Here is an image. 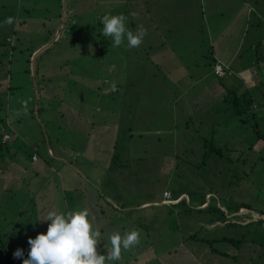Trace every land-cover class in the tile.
<instances>
[{
    "label": "rangeland",
    "instance_id": "374dc122",
    "mask_svg": "<svg viewBox=\"0 0 264 264\" xmlns=\"http://www.w3.org/2000/svg\"><path fill=\"white\" fill-rule=\"evenodd\" d=\"M71 1L70 19L63 23L61 37L56 39L53 31L48 32L60 13L56 0L37 5L38 8L48 6V12L38 9L32 12L27 0H0V9L6 4L9 14L17 4L27 8L19 12L20 18L26 19L22 23L18 18L14 21L20 43L16 36L10 37L8 42L14 45L16 40L18 44L13 50L6 48L0 52V77L4 83L0 87V135L3 133L4 137L3 141L0 138V146H3L0 148V177L3 178L0 182V186L3 185L0 188V236L8 243L11 258L10 261L2 259L0 264H23L30 251L28 239L47 232L50 221H41L49 211L100 210L98 199L94 206L80 201L85 191L88 195L98 194L97 189L100 187L102 191L104 184L115 192L111 196L119 205V209L110 207L103 193L99 197L105 211H122L125 206L133 210L135 217L142 210L138 204L160 199L168 189L171 197L172 192L174 196L187 194L183 198L193 208L209 191L214 192L217 200L228 198L232 199L231 203L239 202L240 208L229 213L227 222L246 224L264 218L260 214L264 209V141L255 137L252 118L248 124H241L232 105L223 102L220 97V93H224L223 84L218 75L210 74L209 59L204 56L212 57L215 51L216 57L236 70L245 67L243 72L247 77L252 78V71L256 72L253 77L259 81V86L252 87L251 92L264 102L260 94L264 90V58L259 63L255 60V56H264V0H166L164 4L162 1L154 4L150 14L157 27L167 36L179 35L175 40H188L187 47L178 49H182L191 69L201 72V82L199 80L194 87L184 78L176 109L169 97L147 98V94L152 98V94L163 90L150 86L149 91L142 87L139 85L143 83L141 76L136 73H131L129 84L116 87L114 78L120 75L110 69L123 59L121 53L127 48H116L113 55L106 46L111 38L105 36L98 44L97 33L102 31L101 18L105 14L135 12L136 22L142 14L143 2L138 5L132 0ZM119 1L124 2V6ZM42 18H47L48 24L43 25ZM140 20L149 33V25L153 24L149 14ZM5 25L3 27L13 28V23ZM5 34L6 30L0 29V40ZM39 46L48 48L41 51L35 62L34 54L28 61L31 52L28 49ZM194 57L198 58L199 67ZM120 69L124 70V65ZM123 75L125 78L126 74ZM232 81L241 87L243 80L234 77ZM204 82H209L208 91L202 85ZM214 84L218 86L212 88ZM8 86L12 89L8 90ZM166 92L172 95L175 90L166 88ZM257 106L262 115L264 103ZM211 109L214 114L210 117ZM175 112L178 117H174ZM204 119L208 121L202 125L200 121ZM127 126L131 129H126ZM259 128L264 132L263 125ZM6 133L10 139L6 140ZM130 133L134 136L130 137ZM215 134V138L209 137ZM206 138L222 148L221 161H216L219 156L215 152L205 158L203 142ZM35 150L37 159L33 158ZM58 154H65L69 160H58ZM108 165L113 168L108 175H118L119 181L111 184L105 178ZM245 204L251 209L244 207ZM155 205L144 206L147 214L141 217L142 226L137 229L141 233L139 245L150 237L152 251L160 252L163 247L177 243L178 237L190 238L186 231L189 223L193 221L200 226L206 221L193 210L184 214V225L176 226L174 215L167 216L158 210L168 211V206ZM90 218L93 221L91 215ZM124 219L115 218V227L121 234ZM213 227H217L216 232L208 233L203 228L196 235V243L204 251L198 257L192 255L196 264H246L252 253L253 262L264 264V254L260 255L257 245L248 246L253 233L246 232L245 227L227 226L225 222H216ZM249 228L261 231L258 223ZM261 233L253 238L262 237L260 242L264 244V233ZM224 235L242 239L246 244L239 250L232 242L213 240L209 245L203 242L204 238ZM192 242H187L185 247L178 245L167 253L166 264L173 263ZM135 247L123 252L127 254ZM17 249H23L22 258H14ZM159 258L161 262L162 256ZM151 261L150 264L158 262L157 258Z\"/></svg>",
    "mask_w": 264,
    "mask_h": 264
},
{
    "label": "crops",
    "instance_id": "0c3cea01",
    "mask_svg": "<svg viewBox=\"0 0 264 264\" xmlns=\"http://www.w3.org/2000/svg\"><path fill=\"white\" fill-rule=\"evenodd\" d=\"M27 3H30V10L32 12H34L33 10H37L38 11H42V12H48V9H50L48 6H42L40 8H38V4L43 2V1H48V0H27ZM57 4H59V10L60 13L58 15H56V23L54 25V27L52 29H49L48 32H50L52 34V31L57 35V38L61 37V29L62 27H64L63 23L66 21H69L70 17H69V12L71 11L73 8L71 7V0H56ZM163 2V4L166 2V0H132V3L135 4H140L141 2H143V7L142 10L144 11L142 17H144L146 15V13L149 14V20L154 24H150L149 25V33L147 32V35L145 36L147 42L150 41L151 43L154 44V48H153V53L148 56L152 59L153 63H151V61H149L148 63V68L147 70L145 68L146 62H141L139 60L133 59L132 57L129 55V52L126 50L124 53H121L123 55V59H120V62L113 67L116 72L119 73V75H122V77L124 76L123 74H126V77L121 80H119L118 82L122 83V86L124 84H129L130 83V74H138L141 76V81L143 83L139 84L142 87L145 86L149 91H150V86H154L156 87V89H162L163 91L161 93H156V94H152V98L149 94H147V98L149 99H163V98H168L170 100L171 103L176 104L174 106V108H177L178 105V99L179 96L181 95V93L179 94V90L181 89V83L184 80V78L186 77L188 79V84L190 87H194V84H198L199 80H200V70L198 72H194L189 63L187 62V58L185 57V54L183 52H181V50L178 49V47H182L183 46L187 47L188 43L187 41H183V39H176V37L179 35H169L167 36L165 32L160 31V28L157 27L153 17H152V13L150 14L151 10L153 9L154 4L158 3V2ZM120 3H122L121 1H119ZM70 6V7H69ZM124 6V4H123ZM129 6V5H128ZM4 9H0V17L2 19H6L8 17H10L8 14H5L8 10L7 9V5H3ZM121 8V7H120ZM27 8L23 7V5L19 6V4H17V6L15 7V9L13 10V24L14 23V19L19 20L20 21H24V19H26V17L20 18L21 14L19 12L21 11H25ZM52 9V8H51ZM54 9V8H53ZM65 11V12H64ZM54 15V14H53ZM125 16L128 14H124ZM31 16V15H29ZM141 16V15H140ZM65 17V19L63 20L62 24L61 21L62 19ZM38 20V19H37ZM47 18H42L41 22H43L42 24L44 25V23H46ZM148 20V18L145 20V22ZM6 24V23H5ZM4 24V25H5ZM48 24V23H46ZM145 24V23H144ZM61 25V26H60ZM146 25V24H145ZM12 26V25H11ZM147 26V25H146ZM173 26V25H171ZM102 41L104 40H98V43L100 44ZM179 42V43H178ZM178 43V44H177ZM50 45V44H49ZM48 45V46H49ZM47 46V47H48ZM44 47V46H42ZM40 47V48H42ZM128 49V48H127ZM131 49H129L130 51ZM103 54V52H101ZM214 55H217V53L214 51L213 52ZM113 55H116V53L113 51ZM205 57H207L209 59V56L204 54ZM219 57V56H218ZM127 58H129V60H127ZM220 59V58H219ZM125 60V62H123ZM195 60V64L199 67L200 63L198 62V58L194 57ZM255 60H257V56H255ZM221 61L223 63H225L222 59ZM209 63V61H208ZM226 65H231L230 63H225ZM124 65V70H121V66ZM232 66V65H231ZM235 69V71H233V73L229 74L230 76H226L224 78H219L220 81L223 84V88H224V93H220V97L223 100V102H225V98L229 96L231 91L234 90H244L246 88H249L251 90V88L253 87H258L259 84L258 82L255 81V77H253V73L256 74V72L252 71V78L251 77H247L245 75L244 69L245 67H241L240 70H236L235 67H233ZM249 68V67H248ZM260 70V68H258ZM254 70V69H253ZM257 70V69H255ZM208 71L210 72V74H214V71L212 68H208ZM235 73V74H234ZM148 74V75H147ZM155 75V76H152ZM243 75V76H242ZM234 77H238L239 79L243 80L241 83V87H238L233 81L232 78ZM116 79V78H115ZM226 81L228 82V84L226 83ZM264 81V80H263ZM201 82V80H200ZM262 82V81H261ZM226 84L228 86H226ZM202 85H205L208 88L210 87L209 82H204ZM221 85V84H219ZM216 86H218V84H214L212 88H215ZM166 88H172L175 90L174 94H169L168 92H166ZM252 91V90H251ZM168 93V94H167ZM200 94V93H199ZM202 94V92H201ZM156 96H158V98H156ZM174 96V97H172ZM193 96V95H191ZM190 98V97H189ZM201 97L198 96V99H200ZM187 112H189V109L187 108ZM210 114H208V116H212L214 114V109H211L208 111ZM177 112L174 113V117H178L177 116ZM190 119V118H189ZM116 120L119 122L121 121V118L119 119V117H116ZM208 121V120H206ZM205 119L201 120L200 123L202 125H204V123L206 122ZM202 128V126L200 127ZM205 128V127H204ZM210 133H208L209 135ZM210 137V136H209ZM119 145V143L116 141L115 142V146L117 147ZM205 147V146H204ZM49 151L51 153H54L53 150L49 149ZM34 153V152H33ZM58 160H64V161H68V157L65 154H58ZM70 163H72V161H69ZM107 169V174L105 176V178L112 184V182L115 181H119L121 178L116 175V176H109L108 173L111 172L113 170L112 166L108 165L106 167ZM4 176V175H2ZM11 178V176H10ZM85 178H87L85 176ZM105 187L102 189H100V187L97 189L99 192L98 194L95 195H88L87 191H85V194L83 195L82 199H81V203H86L87 205H96V200H99V207L100 210H89L90 215L93 218V222H94V226L97 230H99L101 232V236H102V241L99 243L98 245V250H107V240L108 237L115 231L117 230V227H115V225H117V222L115 221L116 219L119 218H125L123 221V225L122 227L124 228V232L125 231H129L132 229H138L142 226L141 223V217L143 215H146V210L144 208L145 205L148 204H153L155 203V206H168L169 210H161L158 209L160 211V213L162 214H166L167 216L170 215H174L175 219H176V226H178L179 223L181 224H185L186 221H184V214H188L187 211H185L184 207L182 204H179L180 200L184 197L187 196V194H182L179 198H175V196H173L171 198L172 202H167V199L164 197V194L162 197H160V199H155V200H147L142 202L141 204H138L137 207H139L141 210V212H139L135 217L133 216V210L131 211V209H126V208H122V211H118V210H114L116 208L119 209V205L116 203L115 199L112 198L111 195L115 194V192L110 188V186L108 184H104ZM99 186V185H97ZM168 189L164 190L167 191ZM102 192V193H101ZM103 193L106 194V203L110 204V207L113 206V210H109V211H105L106 208L104 207V203H101V197L99 196H103ZM81 194L78 193V196H80ZM142 205V207H141ZM194 215V213H191V215ZM206 213H200L198 212V216L199 218H205L206 221L202 222L200 224V226L195 225L194 222L192 221L191 223H189V226L186 228V231H189V234L191 235L190 238H177V243L173 244V245H169L168 247H163L160 252H157V250H151L152 249V244L153 242H151V238L148 237L146 239V241L143 243L142 246L138 245L137 247H135L134 250L130 251L129 253L125 254V252H122V258L120 261L116 262L115 264H119V263H125V264H150L152 261L151 259L153 258L158 260V262L156 264H166V261L164 260V256L167 253H171V250L174 249L175 247H177L178 245H181L182 247L187 244V242L189 243L191 240H193L192 244L188 246L187 250L180 255L178 258H176V260L171 263V264H196V260L194 259V257L192 255H196V257H198L199 255H201V253H203L204 251L200 250L197 245L196 242L197 236H192L193 234H198L203 228L208 232H215L217 227H213L214 224L216 223H210L208 220L209 216L205 215ZM183 215V216H182ZM186 216V215H185ZM183 217V220L182 218ZM177 218H179V220H177ZM198 218V217H196ZM198 218V219H199ZM197 229V230H195ZM159 230V229H157ZM173 230V229H171ZM195 230V231H194ZM215 230V231H214ZM169 232V231H168ZM176 232V231H174ZM165 240V237L163 238V241ZM205 242V241H204ZM206 243V242H205ZM110 246V245H109ZM185 247V246H184ZM140 250V252L138 251ZM211 254H213L214 252H212L210 250ZM125 254V255H124ZM136 255L135 257L133 255ZM161 262L159 261V257H161ZM122 261V262H121Z\"/></svg>",
    "mask_w": 264,
    "mask_h": 264
},
{
    "label": "clouds",
    "instance_id": "9594fccd",
    "mask_svg": "<svg viewBox=\"0 0 264 264\" xmlns=\"http://www.w3.org/2000/svg\"><path fill=\"white\" fill-rule=\"evenodd\" d=\"M136 15L131 13L133 18ZM127 21L124 14H105L101 18L102 34L111 38L113 47L121 46L125 39L128 48H137L143 43L147 30L141 25L134 32L128 28ZM5 23L12 24L13 18H6ZM44 221H50L47 232L28 239L30 251L23 264H113L121 260L123 251L141 242V233L137 229L123 234L115 231L108 237L106 254H101L98 250L101 232L95 228L86 208L67 213L52 210L41 222ZM13 255L22 258L23 249H17Z\"/></svg>",
    "mask_w": 264,
    "mask_h": 264
},
{
    "label": "trees",
    "instance_id": "16d2710c",
    "mask_svg": "<svg viewBox=\"0 0 264 264\" xmlns=\"http://www.w3.org/2000/svg\"><path fill=\"white\" fill-rule=\"evenodd\" d=\"M128 1V0H127ZM123 4H125L124 2H122ZM7 11V10H6ZM144 13V11H142V14ZM1 14V13H0ZM5 14H8L10 17H12L13 13L12 14H9L8 12H6ZM142 14L141 16L138 15V17L136 18V22H135V19L130 15H126L128 17V21H127V26L129 29H131L132 31L135 32V30L139 27V26H143V21H141L140 19L142 18ZM5 20L6 19H2L0 17V29L4 28L6 30V34H5V37L0 40V52H4L6 51V48L10 49V50H13L15 48V44L17 43L16 40H18L19 42V37L17 36V30L16 28L14 27L15 24H13V28L11 27H3V26H7V25H4L5 24ZM16 20V19H14ZM23 21H20L19 23H22ZM138 25V27H137ZM16 36V40H15V43L14 45H12L10 42H8V38L10 37H15ZM97 36H98V40H104V35L102 34V31H98L97 33ZM20 43V42H19ZM18 44V43H17ZM99 44V43H98ZM107 49L109 51H114V49L116 48H128L127 47V41L125 39V42L124 44H122L121 46L119 47H113L112 46V43H111V40L108 41L107 43ZM40 48L39 47H32L31 49H28V50H31V52L29 53V57H28V61H31V57L32 55ZM153 48H154V44L151 43L150 41L147 42L146 38L144 37V40H143V43L137 47V48H128L127 51L129 52V55L132 57V60L133 59H136V60H139V61H143V62H146V65H148L149 61H151V63H153L152 59L148 56H150L152 53H153ZM129 49H131L129 51ZM41 54V53H40ZM39 54V55H40ZM104 56V54H102ZM38 58V56H37ZM36 58V60H37ZM264 58V56H260L258 55L257 56V62L259 63L260 59L262 60ZM211 59V60H210ZM127 60H129V58H127ZM220 59L218 57H216L214 54H212V57L209 56V65L211 66V68L213 69L214 71V68H215V64L219 61ZM234 66H231L229 65L228 69L230 70L229 73H226L224 76H220L218 75V77L220 78H224L226 76H230L229 74L233 73V71H235V69L233 68ZM264 67V65H263ZM148 68V67H147ZM147 68H144V70ZM38 70V69H37ZM113 70V71H116L114 68L110 69V71ZM228 70V71H229ZM36 72V71H35ZM214 74L217 75L214 71ZM235 74V73H234ZM131 75V74H130ZM148 75V74H147ZM152 76H155V75H152ZM109 78H111V76L109 75ZM115 79V78H114ZM123 79L122 75H120L119 78H116L115 81H116V87H119V86H122V83L121 82H118L119 80ZM225 79V78H224ZM1 77H0V87L2 86V84H4L2 81H1ZM8 90L9 89H12L11 86H8L7 87ZM249 88H246L244 90H234V91H231L229 96L225 98V102L226 103H230L232 105V109L235 113V115L237 116L239 122L241 124H248L249 120L252 118V120L254 121V124H253V129L255 130V137L258 139V140H262L264 141V132H262V130H260V126L263 125L264 127V113L262 115L259 114V109H257V105L259 104H262L264 102H262V100L260 99V97H257V96H254L251 92V90ZM251 92V93H250ZM116 94V92L114 93ZM260 94L263 96L261 98H263V101H264V90L260 92ZM249 116H253V117H249ZM116 118V117H114ZM1 127V125H0ZM2 128V127H1ZM126 129H131L130 126H127ZM3 132V130H2ZM131 132V131H130ZM214 133V132H213ZM8 134V133H6ZM1 137V140L3 141V133L2 135H0ZM130 137H133L134 134L133 133H130L129 135ZM11 137V136H10ZM10 137L8 139H10ZM210 137H216V134L215 135H212ZM7 140V139H6ZM6 140H4V142H6ZM161 141V140H160ZM204 148H205V151H204V155H205V158L208 157L209 154H212L213 152L216 153V155H218L219 157L216 159V161H221L222 160V157H223V150L221 147L217 146L214 142V140L212 139H209V138H206L204 139ZM255 146V144L253 145V147ZM252 147V148H253ZM0 148H3V146H0ZM37 153V150L34 151V153ZM38 154V153H37ZM210 156V155H209ZM216 162V163H217ZM2 175L4 174V171H1ZM3 181V178L0 177V182ZM3 187V185L0 186V188ZM213 193L212 191H209L207 192L204 197H202V200L201 202L198 204V206L195 208L189 206L186 204V199L182 198L179 202V204H182L185 211L187 212H191L193 210H196L197 212H200V213H203L205 212L206 214L205 215H208L209 216V219L210 220L209 222L210 223H216V222H221V223H224L227 224V226H240V228L245 227L247 229L246 232L248 233H253V236L251 237V241L248 242V246L249 247H252L257 245L256 247L259 248L257 249V251L260 253V255L263 253L264 254V244L262 242H260V240L263 238L260 237V238H253V237H257L259 234H262L261 232L264 233V218H260L259 220L257 221H250L246 224H241L240 222H227L226 219L229 217V213H233V212H236L241 204L237 201H235V203H231L232 199L229 200L228 198H225V199H216L214 198L213 196ZM173 196H174V193L172 192ZM217 194V193H215ZM182 194H179V195H176L174 197L175 198H179ZM209 197V198H208ZM208 200H207V199ZM214 198V203L211 202V199ZM244 207L246 208H249L251 209V207L247 204L243 205ZM187 207V208H186ZM227 209V210H223V209ZM260 214L264 215V209L260 210ZM227 222V223H226ZM255 223H258V228H260L261 231H258V229H253V228H249L251 226H253ZM216 232V231H215ZM193 237L196 236V234H193L192 235ZM246 236L243 234V237ZM207 244L208 243H211V241H219V240H223V241H227V242H232L236 248H239V250L242 249V245L246 242L242 241V239H236L235 237H232V236H222L221 237H214V238H204L203 239ZM203 241V242H204ZM251 244V246L249 245ZM209 245V244H208ZM212 252H214V250H212ZM253 256L254 254L252 253L251 255L248 256V262H246V264H259L258 262H253ZM2 259H6L5 261H10L11 258L8 257V243H6L5 240H2L1 239V236H0V263H1V260Z\"/></svg>",
    "mask_w": 264,
    "mask_h": 264
},
{
    "label": "built area",
    "instance_id": "2783aa9c",
    "mask_svg": "<svg viewBox=\"0 0 264 264\" xmlns=\"http://www.w3.org/2000/svg\"><path fill=\"white\" fill-rule=\"evenodd\" d=\"M229 66H227L225 63H223L221 60H219L216 65H215V73L217 75H220V76H224L226 73L230 72V70L228 69ZM229 70V71H228ZM6 136V139H8L10 137L9 134H5ZM33 158L34 159H37L38 158V154L35 152L33 154ZM164 197L167 199V202H172L171 201V192L170 191H165L164 192Z\"/></svg>",
    "mask_w": 264,
    "mask_h": 264
},
{
    "label": "water",
    "instance_id": "95a60500",
    "mask_svg": "<svg viewBox=\"0 0 264 264\" xmlns=\"http://www.w3.org/2000/svg\"><path fill=\"white\" fill-rule=\"evenodd\" d=\"M46 48H48V47L44 46V47H42V48H39V49L34 53V55H33L34 62H35L37 56H38L40 53H42V52L44 51V49H46ZM41 51H42V52H41Z\"/></svg>",
    "mask_w": 264,
    "mask_h": 264
}]
</instances>
